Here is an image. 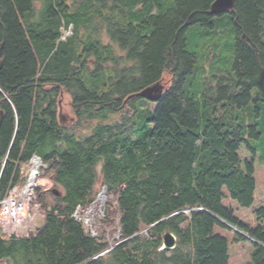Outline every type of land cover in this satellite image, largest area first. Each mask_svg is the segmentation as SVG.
Masks as SVG:
<instances>
[{"label": "trees", "instance_id": "trees-1", "mask_svg": "<svg viewBox=\"0 0 264 264\" xmlns=\"http://www.w3.org/2000/svg\"><path fill=\"white\" fill-rule=\"evenodd\" d=\"M214 1L0 0V202L25 182L33 157L61 193L35 191L44 219L27 236L0 228V264H228L217 227L252 244L249 264H264V209L250 229L222 204L224 191L240 207L254 202V159L243 163L239 151L246 144L254 157L246 133H261L234 111L264 104V0H237L225 13L236 35L232 72L190 96L196 58L186 33L214 27L224 15L209 14ZM156 83L158 102L127 100ZM64 97L71 131L58 119ZM100 190L105 217L94 235L74 214ZM166 232L178 239L173 251L161 250Z\"/></svg>", "mask_w": 264, "mask_h": 264}, {"label": "rangeland", "instance_id": "rangeland-1", "mask_svg": "<svg viewBox=\"0 0 264 264\" xmlns=\"http://www.w3.org/2000/svg\"><path fill=\"white\" fill-rule=\"evenodd\" d=\"M214 27L212 29L205 28L200 25L192 26L186 33V51L196 58L195 70L193 75L189 76L185 83V92L190 96H201L206 79L225 73H231L235 62V29L231 22V16L224 14L215 17L212 20ZM83 35L85 31H82ZM264 43V36L262 38ZM253 98L257 96V91H253ZM148 101V100H146ZM150 102V101H148ZM67 97L61 98L59 112L61 114V125L67 130L74 129V120L68 106ZM153 106V105H151ZM260 108L258 113L255 112V104H251L245 109L235 110L234 116L239 118L242 124L249 125L256 123L261 136L258 140L250 139L246 133L247 143L255 150V156L248 150L246 144L241 146L239 156L241 161H250L254 159V179L256 182L254 202L249 208L240 207L237 202L233 201L226 191L222 204L226 208L233 210L235 218L250 229H254L259 224L258 212L264 209V104L257 105ZM156 106H153L155 109ZM115 119V117L113 118ZM97 123L84 126L74 131L76 141H83L86 137L93 134V130ZM32 169V165L28 163L23 170ZM48 177L46 167L39 169L38 186L36 188L46 191L53 189V183L43 179ZM27 184V179L21 185L22 188ZM35 190V191H36ZM34 191V193H35ZM104 190H100L96 202L88 208L87 211H78L77 216L83 221V225L87 231L96 235V228L101 225V220L105 217L106 201L102 199ZM106 195V193H104ZM32 206V204H31ZM44 212L38 206V211L32 223V230L42 225ZM30 227V229H31ZM2 230V229H1ZM215 233L224 237L228 242V264H249L253 252V246L248 241H235L236 235L222 228H215ZM3 236L8 237L7 234ZM20 235V233H19Z\"/></svg>", "mask_w": 264, "mask_h": 264}, {"label": "built area", "instance_id": "built-area-1", "mask_svg": "<svg viewBox=\"0 0 264 264\" xmlns=\"http://www.w3.org/2000/svg\"><path fill=\"white\" fill-rule=\"evenodd\" d=\"M34 162H38L37 167L34 166ZM29 163L32 165V169L24 170L27 184L22 188L19 186L13 187L7 197L0 202V227L2 228V233L7 234L8 237L27 236L29 232L33 231L32 223H34L38 205L31 206V204L35 198L34 191L38 186L37 177L39 169L43 167V165L41 160L37 157H33ZM35 172L37 174L34 181H32L33 173ZM3 212H5V217L7 218L4 222L2 220ZM77 213L74 214L75 218H78Z\"/></svg>", "mask_w": 264, "mask_h": 264}, {"label": "water", "instance_id": "water-1", "mask_svg": "<svg viewBox=\"0 0 264 264\" xmlns=\"http://www.w3.org/2000/svg\"><path fill=\"white\" fill-rule=\"evenodd\" d=\"M236 1L237 0H215L210 6L209 14L211 16H219V15H222L225 13H229L232 10H234L235 5H236ZM163 92H164V85H162L161 83H156L154 85H151V86L145 88L144 90H142L141 92H139L137 94L131 95L127 100L135 99V98H142V99L148 100L150 102L156 103V102H158V100L162 96ZM2 117H3V114L0 111V121L2 120ZM58 119H59L60 124H61L60 112L58 114ZM36 174H37L36 172L33 173L32 181H34ZM51 192L57 197L61 196V193L55 189H52ZM104 193L105 192H103V195L101 196L103 200L106 199V195H104ZM177 244H178L177 237L171 232H166L162 238L161 250L173 251L177 247Z\"/></svg>", "mask_w": 264, "mask_h": 264}, {"label": "bare ground", "instance_id": "bare-ground-1", "mask_svg": "<svg viewBox=\"0 0 264 264\" xmlns=\"http://www.w3.org/2000/svg\"><path fill=\"white\" fill-rule=\"evenodd\" d=\"M33 164H34V166H36V167L38 166V162H34ZM2 220H3V222H4L5 220H7V218L5 217V212L2 213Z\"/></svg>", "mask_w": 264, "mask_h": 264}]
</instances>
